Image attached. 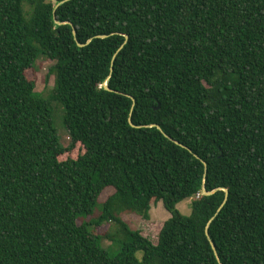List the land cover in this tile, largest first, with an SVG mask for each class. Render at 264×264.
<instances>
[{
    "label": "trees",
    "instance_id": "16d2710c",
    "mask_svg": "<svg viewBox=\"0 0 264 264\" xmlns=\"http://www.w3.org/2000/svg\"><path fill=\"white\" fill-rule=\"evenodd\" d=\"M221 263L264 264V0H0V264Z\"/></svg>",
    "mask_w": 264,
    "mask_h": 264
},
{
    "label": "rangeland",
    "instance_id": "374dc122",
    "mask_svg": "<svg viewBox=\"0 0 264 264\" xmlns=\"http://www.w3.org/2000/svg\"><path fill=\"white\" fill-rule=\"evenodd\" d=\"M51 65H52L51 62L40 60L35 70H29L27 72V76L30 80H37L36 89L39 92H44L47 88L49 89L53 87L54 78H51L49 80V83L46 82L49 67H51ZM58 119L59 120L57 122V129L59 128L61 142L64 147H68L70 145V138L68 137L65 129L62 127L63 122L61 123L60 116L58 117ZM83 153L84 150L82 149V147L77 146L76 150L67 152L61 159L62 160H66L68 158L77 159ZM104 198L105 197H103V200ZM177 209L184 216H190L192 214V207L190 200H185L180 204H178ZM96 213H99V210H96ZM171 217H172L171 213L164 207L163 203L160 202L157 205L152 206L150 221H144L138 215L132 213L124 214L122 215L121 218L123 219L124 222L129 223L132 228L141 230L144 236L150 238L154 243H157L158 235L160 233V230L164 222L169 220ZM82 221L83 218H80L78 223L81 224ZM109 227H110L109 225H105L104 227L99 228L97 231L98 233L102 234L107 232L110 229ZM103 244L112 256L116 255L118 250L120 249V247H116V246L112 248H108V246L111 245V243L108 241H105ZM142 256L143 253L141 252L137 253L138 258H142Z\"/></svg>",
    "mask_w": 264,
    "mask_h": 264
},
{
    "label": "water",
    "instance_id": "95a60500",
    "mask_svg": "<svg viewBox=\"0 0 264 264\" xmlns=\"http://www.w3.org/2000/svg\"><path fill=\"white\" fill-rule=\"evenodd\" d=\"M62 3H60L59 5H57V7L58 6H60ZM56 7V8H57ZM55 21H56V23H58V24H60V25H71V23H60V22H58L56 19H55ZM73 33H74V35L76 36V31H75V29L73 30ZM102 37H106V36H102ZM126 37V39H128V36L126 35L125 36ZM79 46L80 47H83V46H85V45H83V44H79ZM114 64V60H113V62H112V65ZM113 72V67L111 68V73ZM104 88L107 90V91H112L110 88H109V86H108V82H105V84H104ZM133 101H134V103H135V100L133 99ZM160 108V106H158L156 109H159ZM130 124H131V126L132 127H136L133 123H132V121L130 120ZM146 127H156V128H158L159 130H162L161 129V127L159 126V125H155V124H153V125H150V126H146ZM166 135V137L167 138H169L170 140H172V141H174L177 145H180V146H182V147H184L185 148V146L184 145H182L179 141H176V140H174L173 138H171L170 136H168L167 134H165ZM196 157L198 158V159H200L199 158V156H197L196 155ZM204 164H205V166L207 167V164H206V162H204ZM206 174H207V168H206ZM219 190H224L225 192H226V199H225V202L227 201V196H228V194H229V192H228V190L227 189H219ZM218 191V189L217 190H215V191H212V192H208L205 188H204V190H203V192H204V194L205 195H212V194H214V193H216ZM222 207H223V205H222ZM221 207V208H222ZM220 208V209H221ZM207 236H208V238L210 239V236H209V233H208V230H207ZM211 240V239H210ZM211 244H212V247H213V250H214V252H215V255L217 256V258H218V260L220 261V259H219V257H218V254H217V250H216V247H215V245H214V243L211 241ZM222 264V263H221Z\"/></svg>",
    "mask_w": 264,
    "mask_h": 264
}]
</instances>
